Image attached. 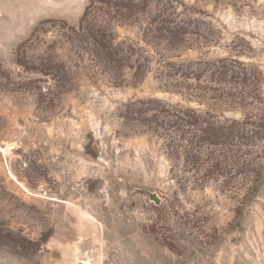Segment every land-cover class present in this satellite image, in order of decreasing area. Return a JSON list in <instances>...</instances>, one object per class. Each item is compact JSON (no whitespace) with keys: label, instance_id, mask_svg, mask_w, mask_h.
Wrapping results in <instances>:
<instances>
[{"label":"rangeland","instance_id":"obj_1","mask_svg":"<svg viewBox=\"0 0 264 264\" xmlns=\"http://www.w3.org/2000/svg\"><path fill=\"white\" fill-rule=\"evenodd\" d=\"M225 57L262 72L242 104L191 74ZM149 99L264 130V0H0V264H264V137L192 169Z\"/></svg>","mask_w":264,"mask_h":264},{"label":"trees","instance_id":"obj_2","mask_svg":"<svg viewBox=\"0 0 264 264\" xmlns=\"http://www.w3.org/2000/svg\"><path fill=\"white\" fill-rule=\"evenodd\" d=\"M139 5V3H132L130 4V8H139ZM153 20H156L158 22L157 25H159L156 30L158 32H165L169 39H181L187 33L188 26L181 24V22L168 20V18L163 15H160L159 18H153ZM100 31H102V33L98 38V45L100 48H107L106 55L108 60H115L119 47H113V44L110 46L109 44H106L107 40L104 35V30L100 29ZM129 47L132 49L131 46ZM198 64L205 65L201 66L196 74L194 72L191 74H194L196 79H201L203 75L210 72V81H215L218 84L217 86L210 88H207V85L205 88L202 87L204 88L202 89L205 92L204 94L212 91V98L231 99L232 103L236 104H242V102L251 95L252 87L250 89V85H247L248 81L251 78H254L255 82H253L252 85L254 87L259 81V77L262 76V72L257 67L253 66V69L245 64V62H240L233 57H225L213 62H200ZM183 76L189 78L190 73H186ZM234 81L240 85V88L239 86H237V88L228 86V84H232ZM225 82H227V84H224ZM254 97L255 96L253 95L252 98L254 99ZM139 104L140 105L131 103L126 108L130 110L134 109L136 113L143 116V114L147 112L146 105H152L156 109L161 108V113L164 114V116H170L168 122L170 120L171 122L174 121L176 124L174 125L176 132H174L173 129L174 134L177 132H181L182 134L180 137L174 134H168L169 142H167V145L172 154L174 152L179 153L180 150H185L187 153L185 156V162L188 166H191L192 169L196 167L200 158V155L196 153V149L204 144L216 146L228 143L233 144V141L237 139L241 143H250L255 138L261 139L264 137V130L258 129L259 131H257L256 134H250L249 131L237 128L233 122L214 119L210 111L199 112L190 107L177 108V110L172 111L169 108L164 107L163 103L157 99L139 101ZM260 126L261 128H264V122H261ZM162 128L159 129L157 127V132L160 133L169 130V128H164V126H162ZM188 134H191L189 136L190 138H186ZM184 141H186V144H183Z\"/></svg>","mask_w":264,"mask_h":264},{"label":"water","instance_id":"obj_3","mask_svg":"<svg viewBox=\"0 0 264 264\" xmlns=\"http://www.w3.org/2000/svg\"><path fill=\"white\" fill-rule=\"evenodd\" d=\"M146 192L149 195V198L154 201L157 205H160L162 203V198L157 192L150 190H146Z\"/></svg>","mask_w":264,"mask_h":264},{"label":"bare ground","instance_id":"obj_4","mask_svg":"<svg viewBox=\"0 0 264 264\" xmlns=\"http://www.w3.org/2000/svg\"><path fill=\"white\" fill-rule=\"evenodd\" d=\"M5 152L8 153V152H10V150H8V148H7V149H5Z\"/></svg>","mask_w":264,"mask_h":264}]
</instances>
